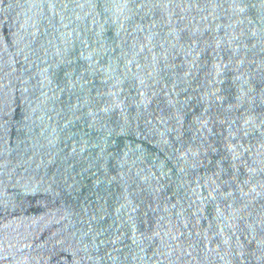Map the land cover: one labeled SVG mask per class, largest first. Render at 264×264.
Returning <instances> with one entry per match:
<instances>
[{"label": "water", "instance_id": "obj_1", "mask_svg": "<svg viewBox=\"0 0 264 264\" xmlns=\"http://www.w3.org/2000/svg\"><path fill=\"white\" fill-rule=\"evenodd\" d=\"M0 264H264V0H0Z\"/></svg>", "mask_w": 264, "mask_h": 264}]
</instances>
